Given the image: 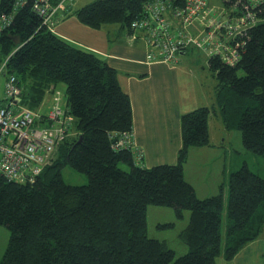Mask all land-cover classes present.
<instances>
[{"label": "trees", "instance_id": "obj_1", "mask_svg": "<svg viewBox=\"0 0 264 264\" xmlns=\"http://www.w3.org/2000/svg\"><path fill=\"white\" fill-rule=\"evenodd\" d=\"M13 1L0 0V14L10 13ZM151 1L94 0L75 14L90 27L117 24L127 28L128 37L135 33L138 38V31L140 37L144 32L131 22L144 15V5ZM162 1L174 8L186 0ZM224 5L230 9L229 3ZM233 13L225 15L233 18ZM258 17L264 18V12ZM235 40L240 41L235 64L192 45L185 48L207 57L217 79L215 101L182 113L175 163L147 167L132 136L129 145L118 144L124 133L132 132L133 117L117 71L49 30L30 3L19 7L0 31V64L6 60L0 75L4 82L14 75L21 88L19 104L43 117L45 94L50 93L52 103L58 90L61 107L72 119L51 160L32 181L0 174V226L9 231L0 264H217L218 257L231 260L264 235V176L243 163L229 173L227 190L220 183L219 191L203 198L184 177L188 149L210 145L211 114H220L226 129H238L246 149L264 155V19ZM146 45L149 53L155 51ZM65 166L84 173L87 183H67ZM149 204L171 207L178 218L188 211L179 232L188 247L185 253L175 256L166 240L147 234Z\"/></svg>", "mask_w": 264, "mask_h": 264}, {"label": "crops", "instance_id": "obj_2", "mask_svg": "<svg viewBox=\"0 0 264 264\" xmlns=\"http://www.w3.org/2000/svg\"><path fill=\"white\" fill-rule=\"evenodd\" d=\"M92 1L94 0L67 2V10L58 11L59 20L54 33L71 44L94 53L117 71L118 81L131 100L132 142L142 151L141 164L149 167L160 163H175L182 143V113L201 105H212L215 101L217 79L208 67L207 57L202 51L187 48L177 54L178 60L174 64L149 60L150 49L143 36L140 37V31L138 38L131 39L128 37L126 27L103 24L93 28L76 17L75 10ZM212 7L214 8L212 16L216 18H223V15L230 11L225 7L224 1L221 6ZM166 18L176 26L179 25L170 9L166 13ZM201 31L202 24L198 20L188 26V32L193 35ZM2 91L3 88L0 96ZM50 103V93L47 92L40 110L46 112ZM219 130V135H223L222 123L219 125ZM208 131L211 140L213 133L209 128ZM203 148L208 150L210 147ZM203 148L190 147L188 154ZM204 162L206 160L202 161ZM225 170L223 168L221 171L222 178L217 176L215 180L218 182L223 179L219 183H222L227 190L228 175L231 170L227 171V176ZM184 173H186L185 167ZM184 177L195 187L197 194L198 192L204 194H198L201 197L218 191V188L214 187L216 182H209L205 176L195 174L192 178L184 174ZM263 249L264 235L246 244L231 260H225L220 256L216 261L217 264H264L263 254H260Z\"/></svg>", "mask_w": 264, "mask_h": 264}, {"label": "built area", "instance_id": "obj_3", "mask_svg": "<svg viewBox=\"0 0 264 264\" xmlns=\"http://www.w3.org/2000/svg\"><path fill=\"white\" fill-rule=\"evenodd\" d=\"M75 0H14L10 13L0 14V31L8 26L13 13L25 3H30L42 23L54 31L58 23V11L66 9L67 2ZM230 4L233 18L212 16L214 8L206 0H186L183 6H174L162 0H153L144 5V15L131 22L133 29H141L146 43L156 48L148 53V59L175 63L176 53L187 46H195L208 55H219L229 64H235L239 57L240 41L237 35H244L246 28L260 19L258 13L264 12V0H223ZM179 23L172 28L166 18L168 10ZM223 11H221L222 13ZM224 14V12H223ZM198 20L202 31L193 35L188 26ZM135 33L131 38L135 37ZM229 39L230 42H226ZM6 60L0 64V74L4 71ZM21 88L16 77L9 75L3 84L0 97V174L9 180L32 181L41 167L49 162L56 144L63 138L72 117L61 107L60 92L57 90L45 117L40 113L15 102ZM47 121V123H44ZM36 120L41 123H36ZM118 142L129 145L132 133H124Z\"/></svg>", "mask_w": 264, "mask_h": 264}, {"label": "rangeland", "instance_id": "obj_4", "mask_svg": "<svg viewBox=\"0 0 264 264\" xmlns=\"http://www.w3.org/2000/svg\"><path fill=\"white\" fill-rule=\"evenodd\" d=\"M207 2L214 7L223 4L222 0H207ZM3 81L4 77L0 75V92L3 88ZM61 88L63 87L61 86ZM64 98L66 99V94ZM211 115H213V118H211ZM211 115L208 117V128L213 133V137L210 140L212 146L205 145L210 147L208 150L204 149V146H200L203 149L189 152L187 161L184 164L186 170L184 174L192 178L195 174H199L201 177L205 176L209 182H216L217 176L222 178L223 173L221 171L223 168L226 169L225 174L227 176L229 169L233 171L243 163H246L253 172L264 176V155H257L246 149L242 142L241 132L238 129H226L224 127V134L219 135V125L220 123L223 124L221 116L218 113ZM205 160L206 162L202 163ZM62 175L67 183L73 185H82L88 181L84 173L70 166L63 167ZM220 180L223 181V179ZM219 181L215 183V188H220ZM226 192L228 194V191ZM198 194L204 195L199 192ZM183 213H185V217L178 218L171 207L155 204H149L146 207L147 234L157 239L166 240L167 244L174 250L175 256H179L188 250L187 245L179 237V232L186 225L189 216L188 211H184ZM226 219L227 209L222 211V229L225 227ZM8 238L9 231L6 227L0 226V259L3 257ZM260 254H263L262 257H264V249Z\"/></svg>", "mask_w": 264, "mask_h": 264}, {"label": "water", "instance_id": "obj_5", "mask_svg": "<svg viewBox=\"0 0 264 264\" xmlns=\"http://www.w3.org/2000/svg\"><path fill=\"white\" fill-rule=\"evenodd\" d=\"M15 102L18 103V102H19V98H17V99L15 100Z\"/></svg>", "mask_w": 264, "mask_h": 264}]
</instances>
